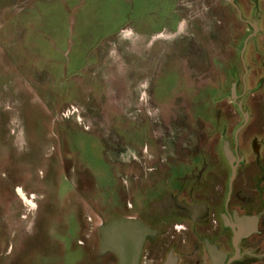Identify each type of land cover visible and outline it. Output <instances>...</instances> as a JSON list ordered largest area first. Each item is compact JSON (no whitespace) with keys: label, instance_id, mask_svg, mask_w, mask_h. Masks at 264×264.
Listing matches in <instances>:
<instances>
[{"label":"rangeland","instance_id":"1","mask_svg":"<svg viewBox=\"0 0 264 264\" xmlns=\"http://www.w3.org/2000/svg\"><path fill=\"white\" fill-rule=\"evenodd\" d=\"M236 2L244 20L229 0H0L3 264H109L99 226L172 209L177 155L222 158L241 110L257 171L264 0Z\"/></svg>","mask_w":264,"mask_h":264},{"label":"flooded vegetation","instance_id":"2","mask_svg":"<svg viewBox=\"0 0 264 264\" xmlns=\"http://www.w3.org/2000/svg\"><path fill=\"white\" fill-rule=\"evenodd\" d=\"M241 111L245 123L236 130L233 148L231 141H223L222 158L213 156L211 143L202 146V141L190 150L192 155H177L179 162L186 159L187 167L183 179L179 172L174 173L175 202L169 204L172 209L165 211V204L154 216H127L139 219L149 228L138 264H264V144L253 150L257 171L251 173L250 163L245 164L247 158L241 150L245 140L240 139V134L249 127L250 115ZM260 127L254 132L261 141L264 124ZM226 143L234 159L228 157ZM202 152L203 161L196 167L197 154ZM196 169H200L197 175ZM19 194L22 196L24 192L19 190ZM30 248L23 245L15 256L30 259ZM107 251L109 264L121 263L116 251ZM14 264H32V261L27 263L23 259Z\"/></svg>","mask_w":264,"mask_h":264},{"label":"water","instance_id":"3","mask_svg":"<svg viewBox=\"0 0 264 264\" xmlns=\"http://www.w3.org/2000/svg\"><path fill=\"white\" fill-rule=\"evenodd\" d=\"M238 10L239 17L244 20L242 10L237 4L236 0H229ZM253 27L254 31L250 34L244 43V48L242 51V57L244 51L248 45L249 39L256 35L258 31V22H250L247 20ZM246 67V71H247ZM232 96L236 100V85H233ZM240 108H242V102H238ZM247 118V115L245 114ZM226 153L230 159H234V156L229 151V148L226 143ZM236 167H233V176H235ZM149 228H147L143 223L134 217L123 216L120 218H115L109 220L108 222L101 225V243L104 249H111L116 251L119 256L121 263L120 264H138L140 253L142 250L143 242Z\"/></svg>","mask_w":264,"mask_h":264},{"label":"crops","instance_id":"4","mask_svg":"<svg viewBox=\"0 0 264 264\" xmlns=\"http://www.w3.org/2000/svg\"><path fill=\"white\" fill-rule=\"evenodd\" d=\"M163 31H159V32H156V33H153V35H151V36H154V35H157V34H160V33H162ZM143 34V33H142Z\"/></svg>","mask_w":264,"mask_h":264}]
</instances>
